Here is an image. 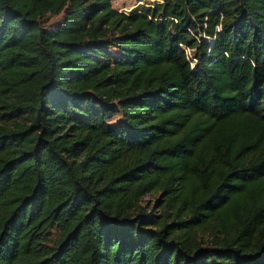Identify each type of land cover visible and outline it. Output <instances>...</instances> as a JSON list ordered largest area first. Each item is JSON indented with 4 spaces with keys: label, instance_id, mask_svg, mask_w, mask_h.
I'll return each mask as SVG.
<instances>
[{
    "label": "trees",
    "instance_id": "obj_1",
    "mask_svg": "<svg viewBox=\"0 0 264 264\" xmlns=\"http://www.w3.org/2000/svg\"><path fill=\"white\" fill-rule=\"evenodd\" d=\"M263 227L264 0H0V264H264Z\"/></svg>",
    "mask_w": 264,
    "mask_h": 264
},
{
    "label": "rangeland",
    "instance_id": "obj_2",
    "mask_svg": "<svg viewBox=\"0 0 264 264\" xmlns=\"http://www.w3.org/2000/svg\"><path fill=\"white\" fill-rule=\"evenodd\" d=\"M152 2V0H111L112 6H114L117 10L123 11V12H128L131 7L135 6L138 3H148ZM60 16V13H47L44 15L42 18L43 24L46 26H51L58 17ZM186 52L188 55H192L190 53L191 49L185 48ZM121 118L118 114H113L112 117L108 120L110 123H115L117 121H120ZM164 202V194L162 193L161 190L159 189H153L150 190L149 192L144 193L140 200L139 203L145 208L146 210H152L154 213H159L160 212V207ZM264 230V227H263ZM49 238H53L56 234L55 230H50L48 232ZM230 233V231H228ZM217 235L220 237L222 234L217 233ZM200 244L201 245H211L212 244V235L210 234L208 229H201L200 231Z\"/></svg>",
    "mask_w": 264,
    "mask_h": 264
}]
</instances>
